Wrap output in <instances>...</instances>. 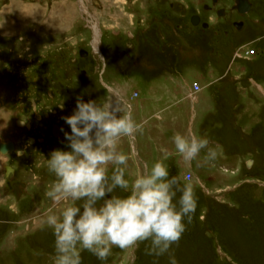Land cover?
<instances>
[{
  "label": "rangeland",
  "instance_id": "obj_1",
  "mask_svg": "<svg viewBox=\"0 0 264 264\" xmlns=\"http://www.w3.org/2000/svg\"><path fill=\"white\" fill-rule=\"evenodd\" d=\"M263 4L261 0V9ZM153 7V0H0V145L19 136L15 122L21 119L18 107L22 86L40 58L51 56L62 62L71 47L87 46L90 40L96 53L102 49L98 34L103 30L148 29L151 43L141 45V61L153 63L154 57L167 61L164 54L153 57V13L149 14ZM190 8L172 11L174 22L182 23L180 18L191 12ZM252 15L258 21L250 26L242 45L231 51L217 48V53L226 56L213 55L210 45L198 50L190 41L181 40L178 33L177 48L165 47L163 39H158L164 52L172 49L164 69L136 68L128 78L113 65H104L102 72L107 68V73L98 76L101 86L116 80L118 94L129 100L131 109L136 103L132 93L142 101L155 91L158 95L168 88L175 91L177 84L186 87L185 83L198 80L202 85L197 101L180 94L173 108L180 111L177 132L204 136L210 146H219L215 162L204 163L201 153L193 167L169 172L181 179L186 173L192 174L198 198L191 222H186L178 244L173 245L179 264H264V15L258 17V9ZM256 45L261 55L257 56V51L237 56L241 49L245 55ZM108 94L102 91L96 100L120 102ZM175 133L169 135L170 140ZM136 141L134 137L120 142L121 150L129 156L130 180L146 162L135 153ZM9 151L0 149V264H54V236L44 223L47 209L58 211L61 206L45 195L54 177L45 170L39 176L26 168L9 180ZM248 161H252L251 166ZM147 244L139 242L126 250L113 247L104 262L83 250L81 261L167 264V256L147 255Z\"/></svg>",
  "mask_w": 264,
  "mask_h": 264
},
{
  "label": "clouds",
  "instance_id": "obj_2",
  "mask_svg": "<svg viewBox=\"0 0 264 264\" xmlns=\"http://www.w3.org/2000/svg\"><path fill=\"white\" fill-rule=\"evenodd\" d=\"M62 119L71 130L60 129L64 148L52 150L44 160L54 177L45 195L61 205L44 213L54 236V264H82L83 250L104 262L113 247L126 250L145 241L147 255L167 256V264H179L173 245L198 204L190 173L182 179L170 176L158 159L128 178L129 156L120 142L143 128L128 104L77 96L72 114ZM172 143L187 163L199 161L201 153L204 163L218 157L219 146H210L204 136L177 132Z\"/></svg>",
  "mask_w": 264,
  "mask_h": 264
},
{
  "label": "flooded vegetation",
  "instance_id": "obj_3",
  "mask_svg": "<svg viewBox=\"0 0 264 264\" xmlns=\"http://www.w3.org/2000/svg\"><path fill=\"white\" fill-rule=\"evenodd\" d=\"M198 1L153 0L154 7L149 13H153V57L164 54L167 61L156 60L155 57L153 63L141 61V45L144 42L151 43L147 34L151 30L148 29L130 32L103 30L98 34L102 49L96 53L90 40L87 46L81 47L82 43L71 47L70 55L63 54L62 62L60 58L51 59V56L37 60L22 86L21 103L18 107L21 119H16L15 122L19 136L11 140L14 148L8 153L11 158L10 166L14 170L13 177L19 169L28 168L39 176L43 170L47 171L45 157L54 149L64 148L66 143L60 129L71 131L62 117L72 114L77 96H82L85 101L91 97L96 100L102 91L105 96L108 92L109 97H113V94L118 98L121 96L116 90V80L106 82L105 86L99 84V74L107 73V68L102 72L104 65H113L120 74L128 78L136 68L153 66V71L160 69L170 61L168 56L172 54V49L170 53L164 52L158 39H163L161 42L165 47L177 48L180 43L177 40L179 34L181 40L190 41L192 47L198 50L204 51V46L210 45L213 55L226 56L224 52L217 53V48L230 50L242 45V41L247 39L245 36L250 26L258 21L252 15L254 10L258 9V17L264 15V7L261 9L259 5L261 0H247V8L237 4L236 0ZM185 8H190L191 12H186L185 15L183 13L180 18L182 23H177V20L174 22L172 11ZM140 23L138 20L137 24ZM60 104L64 105L63 110ZM11 177H8L9 180Z\"/></svg>",
  "mask_w": 264,
  "mask_h": 264
},
{
  "label": "crops",
  "instance_id": "obj_4",
  "mask_svg": "<svg viewBox=\"0 0 264 264\" xmlns=\"http://www.w3.org/2000/svg\"><path fill=\"white\" fill-rule=\"evenodd\" d=\"M214 67L216 68V64H214ZM157 70L158 69L154 71L156 72ZM156 74L160 75L161 73ZM195 82H198V80ZM198 83L201 85L200 82ZM184 85L186 87L177 84L175 91H172L169 88L165 89V92L162 95H158L155 91L153 92V95H149V97H146L142 101L137 99L139 95L134 97L132 93L131 97L132 100L134 99L136 102L132 106L134 118L138 123L143 124L142 131L138 133V136H135V141L137 139L135 153L140 157H143L144 160H146L144 163L148 165H151L158 159H162L169 172L175 168H177L178 171L183 166L193 167V165H195L193 161L191 163L183 161L175 153L174 145L169 138V135L172 134L173 131L177 133L176 130L181 123L179 120L180 111L173 110V108L178 105V96L183 94L188 99L197 101L199 93L202 91L193 94V84L185 83ZM183 87L186 89L185 91L182 90ZM119 98L121 103L128 104L129 100H127L125 96L122 95ZM151 106H153V111H150ZM174 171L176 174V170Z\"/></svg>",
  "mask_w": 264,
  "mask_h": 264
},
{
  "label": "water",
  "instance_id": "obj_5",
  "mask_svg": "<svg viewBox=\"0 0 264 264\" xmlns=\"http://www.w3.org/2000/svg\"><path fill=\"white\" fill-rule=\"evenodd\" d=\"M236 3L239 4V5H245L246 8L248 6V2L247 0H236ZM247 10V9H245ZM0 149L2 152L6 153L7 150H12L13 149V143L12 142H9V143H1L0 145ZM248 166H251L252 165V161H248ZM6 169H7V175L8 177H11L12 176V173L14 172L13 168L11 166H6Z\"/></svg>",
  "mask_w": 264,
  "mask_h": 264
},
{
  "label": "built area",
  "instance_id": "obj_6",
  "mask_svg": "<svg viewBox=\"0 0 264 264\" xmlns=\"http://www.w3.org/2000/svg\"><path fill=\"white\" fill-rule=\"evenodd\" d=\"M256 49L255 48H253V49H248L247 51H246V53H245V55H243V53H242V49H241V52H240V54L239 53H237V56L238 57H243V56H249V55H253V54H256ZM192 89H193V94H195V93H198V92H200L201 90H202V86L198 83V82H195L194 84H193V86H192ZM138 94L137 93H135V95L134 96H137ZM191 175V177H192V174H190Z\"/></svg>",
  "mask_w": 264,
  "mask_h": 264
},
{
  "label": "trees",
  "instance_id": "obj_7",
  "mask_svg": "<svg viewBox=\"0 0 264 264\" xmlns=\"http://www.w3.org/2000/svg\"><path fill=\"white\" fill-rule=\"evenodd\" d=\"M255 47H256V48H255L256 51H258V52H257V53H258L257 56L261 55V54H259V49H260L259 46L256 45Z\"/></svg>",
  "mask_w": 264,
  "mask_h": 264
},
{
  "label": "bare ground",
  "instance_id": "obj_8",
  "mask_svg": "<svg viewBox=\"0 0 264 264\" xmlns=\"http://www.w3.org/2000/svg\"><path fill=\"white\" fill-rule=\"evenodd\" d=\"M29 4V3H28ZM2 36V35H1Z\"/></svg>",
  "mask_w": 264,
  "mask_h": 264
}]
</instances>
